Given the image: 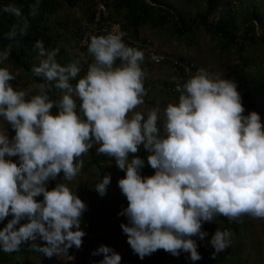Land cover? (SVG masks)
Returning <instances> with one entry per match:
<instances>
[{"label": "clouds", "instance_id": "9594fccd", "mask_svg": "<svg viewBox=\"0 0 264 264\" xmlns=\"http://www.w3.org/2000/svg\"><path fill=\"white\" fill-rule=\"evenodd\" d=\"M38 6L36 0L31 15ZM4 11L23 20L19 34L24 35L28 25L20 9ZM5 35L14 40L17 27ZM123 35L110 31L88 38L92 62L83 76L78 61L61 66L58 49L37 41L41 59L32 72L45 82L36 95L14 90L15 77L0 67V118L15 132L9 138L6 129L0 131V222L11 216L0 228V251H17L27 242L48 257L80 248L87 238L80 228L86 205L65 182L78 174V158L94 144L97 154L113 158L125 173L117 183L127 206L117 215L127 218L120 228L140 259L163 249L197 261L192 237L207 235L202 222L217 215L264 218V123L254 111L243 114L236 83L201 68L177 84L176 102L154 106L145 117L135 111L146 95L143 53L125 44ZM11 48L0 49V64ZM52 88L62 93L58 101L49 98ZM141 146L154 169L151 176L140 174L145 159L134 154ZM61 173L63 182L49 190L48 181ZM97 179L94 190L104 196L111 177ZM209 243L214 256L229 246L230 233L218 228ZM86 251L94 264V255L103 256L98 264L121 262L103 244Z\"/></svg>", "mask_w": 264, "mask_h": 264}, {"label": "rangeland", "instance_id": "374dc122", "mask_svg": "<svg viewBox=\"0 0 264 264\" xmlns=\"http://www.w3.org/2000/svg\"><path fill=\"white\" fill-rule=\"evenodd\" d=\"M102 1L106 4L105 15L101 17L98 26L91 29L90 32L97 31L98 27L102 25L100 23L110 27L113 24L118 25L119 32L124 34V43L143 53L144 58L140 67L145 73L144 88L146 95L144 96V104L137 106L135 111L143 113L146 117L147 112L152 107L158 105L162 109L168 103H174L178 100L176 95H170L166 92L168 87H176L177 84H181L187 79L183 69L173 64V62L175 63L173 59H176L175 56H177L180 57L178 60L181 63L186 64L184 65L185 68L191 67L192 74L203 68L209 74H219L222 78L234 81L245 110L243 114L247 115L254 111L260 115L261 122L264 123V49L261 45L249 46L245 44L242 54H238L234 46L225 52L221 50L218 39L206 34L200 27H193L188 32L182 33V36L178 35L176 30L185 26V23L177 24L174 18L168 16L166 17L167 20L159 26L150 27L147 24L139 27L137 35L130 38L128 37L129 33L123 30L124 12L113 8L115 0ZM172 1L184 20L200 14L206 4L205 0ZM146 2L154 9H158L153 11V18L158 19L165 16L158 5L149 0ZM165 3L169 4L166 1L163 2V4ZM88 7L87 0H80L71 8L62 5L54 15L48 17L46 25L49 28L52 42L44 47L48 50L58 49L55 59L61 66H67L78 61L81 76L86 72L87 65L92 62L87 47L81 45L83 27L91 26L87 22L90 18ZM256 9H264V0H235L223 10L226 13L234 10L235 16H239L242 21L251 22L254 21L253 16ZM249 33L251 34V32ZM256 33L261 36L264 33V28H256ZM26 54H29V59L26 61L28 69L18 67L9 60L0 64V67H6L15 77L10 81L14 90H24L31 96L38 94L37 85L45 81L43 77L32 72V68L38 66L41 59L35 47L31 51L26 50ZM152 58L158 62L156 63ZM49 94L55 101H58L62 95L61 91L55 88H52ZM76 102L79 104L78 100ZM51 112L56 113L54 110ZM161 123L162 113L158 125ZM5 129L9 138L15 135L11 126L7 125L3 118H0V131ZM94 148L93 158L97 160V165H91L92 160L89 152L84 153L78 158V162L81 163L80 171L71 181L65 183L86 205L80 224L85 236L89 240L98 241L99 244L111 247L121 256L120 264H264V218H256L248 214H242L235 219L217 215L211 222H202L201 231L206 232L207 235L203 240L198 236L192 237L196 241L197 251L201 257L197 261H192L186 252L173 256L163 249L140 259L126 242V234L120 228L122 222L127 223V218L117 215L127 206V200L117 183L120 178L124 177L125 173L116 166L115 162L101 161L108 156L97 154L98 145L94 144ZM134 155L145 159V165L140 169L141 176L153 175L154 169L147 164V153L142 146ZM10 159L15 161L16 157ZM99 168H101L103 176L110 175L111 177L106 194L103 196L104 208L100 207V195L94 190L98 182ZM62 176L61 173L56 179H50L47 184L48 189L50 190L57 183L63 182ZM35 199L41 200L42 196ZM8 219H11V216L0 222V226L3 227ZM24 222L21 221V223ZM218 228L230 233V244L224 251L215 253L213 256L215 250L210 245L209 240ZM246 242L247 245H245ZM30 244L31 242L24 243L20 248L29 249L28 246H30L31 250L33 247ZM87 249L88 247L85 248L81 244L80 248H75L72 257L79 260L92 259L94 264L93 257L91 254V258L90 255L88 256Z\"/></svg>", "mask_w": 264, "mask_h": 264}, {"label": "trees", "instance_id": "16d2710c", "mask_svg": "<svg viewBox=\"0 0 264 264\" xmlns=\"http://www.w3.org/2000/svg\"><path fill=\"white\" fill-rule=\"evenodd\" d=\"M78 1L80 0H39L37 14L33 16L31 15V10L36 0H0V47L3 49L9 44L12 45L8 60L18 67L28 69L26 61L29 59V54H26V50L31 51L37 41H42L44 46L52 42V37L49 35V28L46 26L48 17L54 15L62 5L71 8ZM149 1L158 5V8L164 12L165 16L158 19L153 18V11H157L158 9L149 6L146 0H115V3H113L115 10L124 12L123 30L129 33L128 37L136 36L138 28L144 25L148 24L150 27L161 25L163 21L167 20L166 17L168 16L174 18L177 24L185 23V26L176 30L178 35L182 36V33L188 32L193 27H200L206 34L218 39L222 51L226 52L234 46L236 52L242 54L241 52L245 44L249 46L261 45L264 49V33L261 36L256 33V28H264V9H256L253 16L254 21L245 22L239 16H235L234 10L228 13L223 10L224 7H228L235 0H205L206 4L200 14L184 20L176 10L172 0H165L169 4H163L165 2L164 0ZM7 6H15L20 9L22 17L27 20L28 26L24 35L19 34V28L22 26L23 20L5 12L4 8ZM87 22L88 24L92 23L91 14ZM13 26L17 27V36L14 40H9L5 34L11 31ZM240 32L241 35H239ZM105 34L107 33H100L97 36ZM175 58L180 59L177 56ZM48 95L51 100L55 101L49 93ZM52 110L56 111L55 108ZM88 152L92 160L91 165H97V160L93 158L95 153L94 145ZM101 161L115 162L114 159L109 157L103 158ZM98 174L100 177H103L101 168H99ZM99 205L101 208H104L103 196H100ZM245 245H247V242ZM28 247L29 249H21L20 252L13 251L5 253L0 251V264H18L21 259L43 254L36 248L30 250V246Z\"/></svg>", "mask_w": 264, "mask_h": 264}, {"label": "built area", "instance_id": "2783aa9c", "mask_svg": "<svg viewBox=\"0 0 264 264\" xmlns=\"http://www.w3.org/2000/svg\"><path fill=\"white\" fill-rule=\"evenodd\" d=\"M90 14L92 16V23L89 24L91 26H84L83 27V35L81 36V45H83L84 47L86 46V42L88 41V38L92 35H97V34H102V33H108L110 31H116L118 30V32L120 31L119 26H115V24H113L111 27L107 26V25H100L97 29V31L94 32H90L91 29H95V27L98 26V23L101 19V17L103 15H105V6L106 4L102 1V0H90ZM152 60H154L156 63L158 62V60H155L154 58H152ZM175 60V63L173 62V64L181 69H183L184 74L186 77L192 75L193 72H191V67H187L185 68L184 63H181L180 61ZM172 61V60H171ZM183 83V82H182ZM181 83V84H182ZM176 87H168L166 89V92L170 95H177L179 96V93L176 92ZM82 245L84 247H88L90 248V250L93 251L95 249H97L101 244H99L98 241H93V240H89L87 238L84 239V241L82 242ZM94 259L95 262L98 264V262L103 259L102 255H94Z\"/></svg>", "mask_w": 264, "mask_h": 264}, {"label": "crops", "instance_id": "0c3cea01", "mask_svg": "<svg viewBox=\"0 0 264 264\" xmlns=\"http://www.w3.org/2000/svg\"><path fill=\"white\" fill-rule=\"evenodd\" d=\"M27 250L26 247L19 248L17 251ZM75 248H69L65 253H61L58 255H53L51 257L46 256L45 254H41L39 256H34V258H26L21 259L18 264H93L92 259L85 260V259H76L72 257V253L74 252ZM78 253V252H77ZM90 254H88L89 256ZM91 258V255H90Z\"/></svg>", "mask_w": 264, "mask_h": 264}]
</instances>
